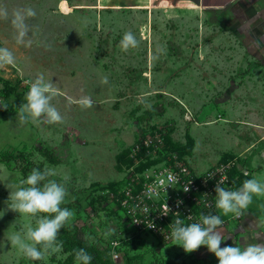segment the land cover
I'll return each mask as SVG.
<instances>
[{
  "label": "rangeland",
  "instance_id": "1",
  "mask_svg": "<svg viewBox=\"0 0 264 264\" xmlns=\"http://www.w3.org/2000/svg\"><path fill=\"white\" fill-rule=\"evenodd\" d=\"M156 3L0 0L10 13L26 7L37 12L28 18L30 47L16 44L11 16L0 18V45L16 56L15 64L0 68V103L6 105L0 107V154L19 156L0 162V209L34 167L54 168L55 178L68 189L62 207L69 204L75 213L66 227L79 226L95 240L108 241L109 228L118 230L116 240L133 237L120 245L119 261L127 254L141 256V264H218L206 247L186 252L174 240L163 241L147 230L123 232L115 214L89 205L92 184L122 185L140 173L143 163L130 157L131 147L153 128L172 144H186L184 160L205 171L211 163H222L230 145L228 130L248 137L244 123L264 122L258 118L264 117V21L259 17L264 0H239L217 22L205 18L198 25L194 17L178 20L176 14L156 9ZM127 31L139 39L136 48H121ZM40 73L53 81L57 95L52 103L64 119L20 123L18 106ZM84 96L94 100L92 107L80 105ZM127 158L130 163H124ZM28 222L11 209L0 217V264L64 261L61 248L34 260L8 242L10 233Z\"/></svg>",
  "mask_w": 264,
  "mask_h": 264
},
{
  "label": "clouds",
  "instance_id": "2",
  "mask_svg": "<svg viewBox=\"0 0 264 264\" xmlns=\"http://www.w3.org/2000/svg\"><path fill=\"white\" fill-rule=\"evenodd\" d=\"M37 12L32 7L17 8L9 12L6 6H0V18L11 16V23L15 29V42L17 45L30 47L33 43L29 36L30 25L28 18L34 17ZM245 31H251L246 28ZM264 43V37L260 38ZM140 41L132 31L123 34L119 41L122 49L128 50L136 48ZM256 47L255 44L251 45ZM16 63V56L13 50L7 46L0 45V68ZM107 77L104 82L107 83ZM28 92L24 101L18 106V119L20 123H27L29 120L39 122L46 120L48 123L61 122L64 117L58 108L52 103V99L57 95V89L53 86V81L40 73L31 80ZM82 107L89 108L94 104L91 96H84L79 100ZM0 107L6 105L0 103ZM166 176L161 173L157 184L148 187L149 197H159L160 186L166 192L167 186L180 183L177 174L169 169H165ZM54 168L41 170L34 167L24 178L19 179L15 185V190H10L5 208L0 209V217H3L8 209L19 214H24L29 218L22 229L13 231L8 237V242L15 246L20 252L31 259H41L49 250L56 251L62 247L63 242L58 240L60 229L71 221L75 213L68 207H62L66 203L68 189L65 182L55 178ZM226 179V177H225ZM185 191L188 184L183 185ZM254 196H264V176H252L245 179L239 187H226L224 181L217 182L215 186V208L219 209L223 216L231 214L234 217L244 215L253 201ZM182 200L177 201V205L182 204ZM206 207H212L211 202L205 201ZM143 212L147 215L150 209L145 206ZM169 206L165 203L164 214H168ZM35 218V224L31 222ZM188 221L179 216L175 219L171 227L170 238L175 244L180 245L186 252L206 246L207 250L214 253L218 258V264H264V241L243 244L234 243L221 246V242L228 238L222 226L225 221L221 214L216 211L201 212L198 219L187 215ZM151 227H155L151 223ZM109 232H114V228H109ZM264 232H256L255 236H260ZM92 254L86 248H79L75 252V264H91Z\"/></svg>",
  "mask_w": 264,
  "mask_h": 264
},
{
  "label": "built area",
  "instance_id": "3",
  "mask_svg": "<svg viewBox=\"0 0 264 264\" xmlns=\"http://www.w3.org/2000/svg\"><path fill=\"white\" fill-rule=\"evenodd\" d=\"M164 141L161 132H150L148 135L140 137L131 147L130 157H137L139 161L145 163L146 158L155 161L163 158L156 163L145 167L140 173H134L133 178L129 176L126 181L113 189H103L95 192L94 196L104 197L110 200L121 213V219L127 222L137 233L147 230L152 235L159 236L163 241H170V232L172 224L179 216L188 221L187 215H191L193 220L199 218L201 212H213L215 208V186L217 182L223 180L224 186L234 187L233 181L229 174L232 170L233 163L230 161L219 163L211 168L196 172L185 160H180L176 153L165 155L162 151ZM165 169H169L180 178V183L166 187V192L160 186L159 197H149L148 187L157 184L158 179L163 172L166 176ZM244 176L247 172L243 173ZM226 177V179H225ZM188 184V190L185 191L183 185ZM235 188V187H234ZM98 193V194H96ZM183 203L177 205V201ZM209 201L212 207H206L205 201ZM165 203L169 206L168 214H164ZM147 206L150 209L148 215L143 212ZM240 217L227 216L222 217L225 223L222 229L233 220H239ZM151 223L155 227H151ZM226 244V242H225ZM111 259L119 258L120 240L110 242Z\"/></svg>",
  "mask_w": 264,
  "mask_h": 264
},
{
  "label": "crops",
  "instance_id": "4",
  "mask_svg": "<svg viewBox=\"0 0 264 264\" xmlns=\"http://www.w3.org/2000/svg\"><path fill=\"white\" fill-rule=\"evenodd\" d=\"M148 1L150 2V5L152 4L153 6L154 2H157L156 9H160L165 13L176 14L178 20L184 16L190 18L194 17V20H196V24L198 25L199 21L201 23L205 18H207V20L214 19L217 22V19L222 17L226 10L233 8L239 0ZM179 12L182 14L179 15ZM259 17L264 21V10H261ZM249 115L252 118L255 117L253 111H250ZM258 115V118L264 119L262 114ZM244 125L245 134L249 133L248 137H242V135L240 136L237 132H235L236 134H233L234 130H228L226 136L231 137L230 139L228 138L230 145H227V150L223 151L224 154H222L219 161H222L221 159L225 157L227 161L232 162L231 173H233V176L236 178L240 175L244 176V172H247L248 174L246 175L247 179L252 176H264V122H260L259 125L246 122ZM231 140H233V142ZM235 140L237 141L236 144ZM240 141H244L245 147H242V144L239 145ZM122 161L123 159H119L118 163L120 164ZM126 162L127 161H124V163ZM217 162L218 161H216V164L220 163ZM115 165L118 166L117 162ZM213 165L214 164L211 163V166ZM195 169L197 170L196 172H202L199 168L197 169L195 167L194 170ZM240 181H242V179ZM218 212L222 217H227L223 216L219 209ZM228 216L231 215L229 214ZM231 222L233 223L232 227L228 224L225 229H221L228 236L227 239L221 242V246L224 245V242H226V244H234L238 242L243 244L245 241L248 243L264 241V234H261L258 237L254 235L256 232H264V196H254L252 203L245 211L244 215H242L239 220H233Z\"/></svg>",
  "mask_w": 264,
  "mask_h": 264
},
{
  "label": "trees",
  "instance_id": "5",
  "mask_svg": "<svg viewBox=\"0 0 264 264\" xmlns=\"http://www.w3.org/2000/svg\"><path fill=\"white\" fill-rule=\"evenodd\" d=\"M150 132H159L156 130V128L152 129ZM149 132V133H150ZM145 136L144 134L141 136L143 138ZM163 141H164V148L163 153L165 155L176 153L177 157L180 160H184L183 154L187 152V145L177 146L175 144H172L170 140L163 135ZM19 156L13 155V154H0V162L1 163H8L11 160L18 159ZM225 158V157H224ZM163 158H159L155 161H150L148 158H146L145 163L140 165V167L137 169L140 172L145 168L148 167L157 161L161 160ZM127 163H130L131 159L127 158L125 159ZM222 163L227 162V159L222 160ZM232 171V170H231ZM230 179L233 181L234 187H239L245 179H247V176H238L237 178L233 176V173L230 172L229 174ZM242 179V181H240ZM125 181V180H124ZM122 183V182H121ZM124 183V182H123ZM120 183H107L104 185L101 184H92L88 191L92 192L89 193V205L93 207V204H96L98 208H106L111 213L115 214L117 216L118 222H120V227H123V232H129L132 235H135L137 233L131 226H127V222L123 221L120 216V211L118 209L119 206H115L114 203H112L110 200L108 201L104 197H97L94 196L95 192H98V190L103 189H113L114 187L120 186ZM65 207L69 206V204L64 205ZM89 206V207H90ZM94 208V207H93ZM117 228V227H116ZM118 233V230L115 229L114 232H112V235L109 237L108 241H103L101 239H91V235H87L81 227L79 226H72V227H66L64 226L62 229H60V234L58 236V240L62 241V251L66 254V258L62 262H58L57 264H74L75 263V252L79 248L83 247L86 248L93 256V260L91 264H141L142 257L133 258L130 257L127 254H124L122 261H119L118 259L112 260L111 259V247L110 242L114 240L116 237V234ZM138 234V233H137ZM132 241H134L133 237L124 238L121 239V245H128ZM225 244V242L223 243ZM224 246V245H223ZM201 247H204L203 245ZM121 249L118 248L117 251ZM155 261V259L153 260Z\"/></svg>",
  "mask_w": 264,
  "mask_h": 264
}]
</instances>
